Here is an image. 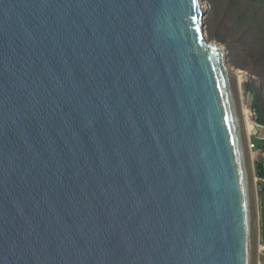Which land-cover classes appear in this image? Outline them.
<instances>
[{"label": "water", "instance_id": "95a60500", "mask_svg": "<svg viewBox=\"0 0 264 264\" xmlns=\"http://www.w3.org/2000/svg\"><path fill=\"white\" fill-rule=\"evenodd\" d=\"M202 0H0V264H258L241 79Z\"/></svg>", "mask_w": 264, "mask_h": 264}, {"label": "trees", "instance_id": "16d2710c", "mask_svg": "<svg viewBox=\"0 0 264 264\" xmlns=\"http://www.w3.org/2000/svg\"><path fill=\"white\" fill-rule=\"evenodd\" d=\"M204 1L210 4L208 23L216 29V35H226V46L240 55V66L254 75L253 109L258 122L264 124V0ZM252 141L258 150L264 151V139ZM255 167L256 175L264 178L263 160L256 162ZM260 200L264 208V194L260 193Z\"/></svg>", "mask_w": 264, "mask_h": 264}, {"label": "rangeland", "instance_id": "374dc122", "mask_svg": "<svg viewBox=\"0 0 264 264\" xmlns=\"http://www.w3.org/2000/svg\"><path fill=\"white\" fill-rule=\"evenodd\" d=\"M202 4H203V7H204L205 10H206V4L209 6L207 15L204 18V21H205V38H206V40H208L209 42L218 43L222 48L226 49V51L229 52V56L230 57L227 60L226 65H228L231 68H235V69L240 70L241 71V72H239L240 75L246 74V75H249L251 78L252 77L254 78V75L247 68H242L240 66L242 64V62H243V59L240 57V55L236 54L235 52H233L232 49H229L226 46V43H228V40L225 37L226 35H224V34L216 35V29H214V28L212 29L211 25L208 23V15H209V12H210V4H208L204 0H202ZM241 89H242V94H243L242 105L246 106L247 105V92L245 90L244 80L243 79H241ZM245 115H246V113H245ZM256 116H257V114L254 111L253 106H252V109L249 108V111H248V117H250V119H248L249 122H250V131H251L252 127H254V123H252V120H257ZM259 134H264V129L260 128ZM253 155H254L252 157L253 162H255L257 160H260V158L262 157L259 154V151H254ZM260 184H261V182H259L256 179V185L255 186H256L257 190L259 189V185ZM259 215H260V213H259ZM262 257H263V255H262L261 251L258 250V261H261V264H262Z\"/></svg>", "mask_w": 264, "mask_h": 264}, {"label": "crops", "instance_id": "0c3cea01", "mask_svg": "<svg viewBox=\"0 0 264 264\" xmlns=\"http://www.w3.org/2000/svg\"><path fill=\"white\" fill-rule=\"evenodd\" d=\"M258 150V149H257ZM259 151V154L262 156L260 158V160H263V163H264V151L261 152L260 150ZM260 160H257L254 162V164ZM255 174H256V167H255ZM256 179L261 182V184L259 185V189L257 190L258 192V210H259V213H260V217H259V223H260V231H261V234H260V238L262 241H264V208L262 207V204H261V200H260V193L261 194H264V192H262V189H264V178H260L256 175Z\"/></svg>", "mask_w": 264, "mask_h": 264}, {"label": "bare ground", "instance_id": "6f19581e", "mask_svg": "<svg viewBox=\"0 0 264 264\" xmlns=\"http://www.w3.org/2000/svg\"><path fill=\"white\" fill-rule=\"evenodd\" d=\"M248 111H249V109L244 105L243 106L244 120H245V124H246V129H247L248 133H250L251 132L250 131V122L248 120V119H250V117H248ZM245 113H246V115H245ZM252 123H254V122L252 121ZM252 151L254 152V150H252ZM253 152L251 153V157L254 156Z\"/></svg>", "mask_w": 264, "mask_h": 264}, {"label": "built area", "instance_id": "2783aa9c", "mask_svg": "<svg viewBox=\"0 0 264 264\" xmlns=\"http://www.w3.org/2000/svg\"><path fill=\"white\" fill-rule=\"evenodd\" d=\"M249 147L251 150L256 149L255 143L252 140H249ZM259 250L261 251L262 257V264H264V241L259 243ZM258 264H261V261H258Z\"/></svg>", "mask_w": 264, "mask_h": 264}, {"label": "clouds", "instance_id": "9594fccd", "mask_svg": "<svg viewBox=\"0 0 264 264\" xmlns=\"http://www.w3.org/2000/svg\"><path fill=\"white\" fill-rule=\"evenodd\" d=\"M249 140H252V138H250ZM254 142V141H253ZM248 143H249V141H248ZM255 143V142H254ZM256 146V145H255ZM254 151H258L257 150V147H256V149H254ZM254 167H255V164H254ZM260 234H261V231H260ZM260 242H263L262 240H261V238H259V243ZM259 243H258V250H259Z\"/></svg>", "mask_w": 264, "mask_h": 264}]
</instances>
